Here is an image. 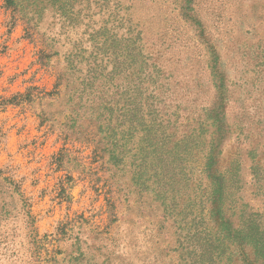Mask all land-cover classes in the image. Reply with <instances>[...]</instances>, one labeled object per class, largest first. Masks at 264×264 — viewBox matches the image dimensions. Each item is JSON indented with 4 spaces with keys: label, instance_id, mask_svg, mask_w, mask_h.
Returning a JSON list of instances; mask_svg holds the SVG:
<instances>
[{
    "label": "rangeland",
    "instance_id": "rangeland-1",
    "mask_svg": "<svg viewBox=\"0 0 264 264\" xmlns=\"http://www.w3.org/2000/svg\"><path fill=\"white\" fill-rule=\"evenodd\" d=\"M6 2L0 0V264H76V257L81 264H183L176 215L165 220L136 191L128 200L130 184L124 190L112 180L109 156L97 143L101 135L97 141L86 134L65 138L73 124L67 81L55 99L38 94L55 90L69 54L83 69L98 60L106 73L116 58L122 63V54H132L133 77L161 94L163 126L178 138L188 130L201 134L205 144L191 143L186 167L192 187L185 193L196 214L202 153L213 130L200 123L219 98L208 51L221 52L231 125L221 135L227 136L221 165L243 163L236 210L245 226L254 222L264 232V0H67L48 3L43 14H18ZM125 72L115 84L124 82ZM30 91L38 97L22 99ZM116 173L122 182L131 178ZM118 190L115 216L108 196ZM79 245L91 246V253L68 256Z\"/></svg>",
    "mask_w": 264,
    "mask_h": 264
},
{
    "label": "trees",
    "instance_id": "trees-1",
    "mask_svg": "<svg viewBox=\"0 0 264 264\" xmlns=\"http://www.w3.org/2000/svg\"><path fill=\"white\" fill-rule=\"evenodd\" d=\"M6 1L7 6L15 13L43 14L48 9V3L67 0ZM27 37L35 39L29 28ZM40 54L41 62L44 63L46 51L42 49ZM122 56L125 60L121 63L116 58L112 71L106 73V65L98 64V60L95 59L92 65L87 64L86 69H83L79 66L81 61L77 60L75 55L69 54L68 67L58 73L55 90L46 92L37 89L38 94H43L42 98L55 99L61 95L63 81H67L66 97L70 106L68 118L73 124L67 128V132L64 130L65 138L77 140L76 135L86 134L93 137L92 141H97L96 137L101 135L97 143L103 142L102 151L109 156L106 163L112 166V180L124 190L125 185L130 184L125 194L128 200L130 201V195L136 191L139 200L148 204L152 211L153 205L161 209L162 218L165 220L169 219L168 215H176L174 219L179 223L178 229L182 230L179 233V242L183 245L180 255L183 264H238L239 261L241 264H264V232H260V227L254 222H247L245 226L242 215L239 216L236 210L237 200L234 198V192L243 179V163L236 160L225 168L221 165L222 142L227 137L221 135L223 132L228 134L231 126L224 104L227 96V73L222 68L221 52L215 47H209L208 51L209 67L216 76L219 98L210 104L204 120L201 123L199 121L202 130L205 127H208L209 131L213 130L202 153L204 161L199 178L202 195L199 212L196 214L192 211L195 210L192 203L194 199L190 193H185L186 186L189 189L192 187V178L190 173L186 172L187 157L192 148L191 143L205 142L201 134H188V130L182 138H178L168 130L169 127L163 126L160 117L162 110L159 109L161 94L157 92L158 88L146 87L143 80L139 82V77H133V62L128 63V60L133 58L132 54ZM123 63L126 64L125 70ZM123 71H126L125 74L128 71L124 82L115 84L116 76L121 75ZM112 88H122V92L111 93ZM116 95H119V98H116ZM35 97L38 96L31 91L22 95V99L29 101H33ZM192 128L193 126L189 125V129ZM193 131L196 132L197 128ZM250 153L256 161L255 149ZM254 163L255 170L259 168L261 161ZM117 171H123L124 177L129 174L131 178L122 182L115 177ZM5 179L10 185H16L14 190L20 193V187L15 182L9 178ZM112 185L114 186L110 184ZM119 192L112 191L108 196L115 216L121 201ZM136 201L138 202V199ZM161 228L165 229L162 224ZM182 237L185 242L181 241ZM76 238L77 241L80 240L79 237ZM34 242L37 244L41 241L34 239ZM85 243L87 244L86 240ZM90 250L91 246L79 245L68 256L72 257L75 252L85 256L91 253ZM110 254L112 252L108 255ZM76 259V264H81L80 258ZM70 260L64 264H74ZM53 264H60L59 260L53 259Z\"/></svg>",
    "mask_w": 264,
    "mask_h": 264
}]
</instances>
